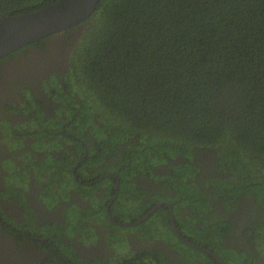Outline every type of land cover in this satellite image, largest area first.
<instances>
[{
  "label": "trees",
  "instance_id": "16d2710c",
  "mask_svg": "<svg viewBox=\"0 0 264 264\" xmlns=\"http://www.w3.org/2000/svg\"><path fill=\"white\" fill-rule=\"evenodd\" d=\"M54 1L0 0V17ZM82 25L61 82L67 91L81 86L104 115L92 126L93 114L80 107L81 141L119 169L125 191L144 192L139 178L156 183L149 203L175 202L178 228L194 222L190 232L199 235L195 224H207V246L226 264L232 251L215 248L213 238L234 224L207 222L202 212L216 203L240 211L239 235H252L254 250L243 264H264V0H99L69 31Z\"/></svg>",
  "mask_w": 264,
  "mask_h": 264
},
{
  "label": "flooded vegetation",
  "instance_id": "af4514ba",
  "mask_svg": "<svg viewBox=\"0 0 264 264\" xmlns=\"http://www.w3.org/2000/svg\"><path fill=\"white\" fill-rule=\"evenodd\" d=\"M84 28L47 37L44 47L29 45L0 61V264H220L213 256L226 264L207 246L213 242L204 231L207 224H195L203 230L199 235L190 232L194 222L176 229L210 254L173 232L171 214L174 222L180 214L175 202L149 203L156 183L139 178L133 181L144 192L125 191L119 169L106 167L105 157L101 161L79 138L82 105L94 116L92 126L104 115L81 86L67 91L61 82ZM89 131L90 126L85 133L93 145L96 136ZM160 203L171 208L162 204L152 212ZM213 206L214 212H202L204 220L217 216L234 224L229 234L213 238L215 248H229L230 264H243L254 250L253 236L239 235L241 212ZM161 208L163 213L156 212ZM75 209L86 212L79 216ZM244 251L247 259H241Z\"/></svg>",
  "mask_w": 264,
  "mask_h": 264
},
{
  "label": "water",
  "instance_id": "95a60500",
  "mask_svg": "<svg viewBox=\"0 0 264 264\" xmlns=\"http://www.w3.org/2000/svg\"><path fill=\"white\" fill-rule=\"evenodd\" d=\"M99 0H56L53 3L30 13L0 17V59L19 49L43 40L51 35L66 33L84 22L96 9ZM165 204L160 203L152 212ZM141 222L139 220L135 224ZM172 230L176 236L188 246L204 253L208 251L194 246L183 239L177 232L173 215L171 214ZM122 226H132L124 223ZM213 256V255H212ZM215 259L223 264L216 256Z\"/></svg>",
  "mask_w": 264,
  "mask_h": 264
}]
</instances>
